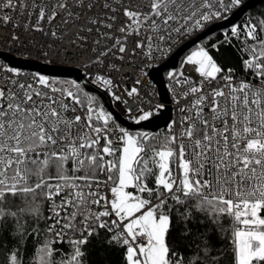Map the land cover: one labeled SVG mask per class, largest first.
<instances>
[{
  "label": "snow or ice",
  "instance_id": "1",
  "mask_svg": "<svg viewBox=\"0 0 264 264\" xmlns=\"http://www.w3.org/2000/svg\"><path fill=\"white\" fill-rule=\"evenodd\" d=\"M242 6L243 0H0V28L11 32L14 46L31 51V33L59 38L61 25L85 19L73 55L91 54L84 67L96 71L85 79L127 104L113 91L110 72L119 68L106 57L139 56L137 70L147 75L146 67L171 53L173 40ZM120 16L124 35L115 37ZM94 31L112 43L87 48L81 33ZM132 36L138 39L129 51ZM223 36L182 61L196 77L168 73L177 115L162 135L120 125L76 80L25 79L0 65V264H110L114 253L122 264H264V14ZM233 40L240 42V77L223 53L213 54ZM126 95L141 92L132 87ZM164 108L126 111L140 125Z\"/></svg>",
  "mask_w": 264,
  "mask_h": 264
},
{
  "label": "built area",
  "instance_id": "2",
  "mask_svg": "<svg viewBox=\"0 0 264 264\" xmlns=\"http://www.w3.org/2000/svg\"><path fill=\"white\" fill-rule=\"evenodd\" d=\"M247 1L248 0H243V5ZM102 2L103 0H101V3ZM237 10L238 9L230 13L229 17ZM96 11H100V9L97 8ZM124 21L125 18L123 16H120L119 19L116 20L114 27L112 29V34L115 37H123L124 34L119 31V28L121 23ZM222 21L224 20L214 21L212 24L208 26V28ZM84 23H85V19H81L76 25H73L71 23L67 25H61L59 28L56 29L59 38H54L51 36H41L40 33H31V37L33 38L32 42L29 44V47H32L31 51H29L28 48L25 47L14 46L9 39L11 32L9 30H5L4 28H0V65L11 66L19 69L22 72L23 77L25 79L30 78L33 74H42V73L26 70L25 68H23V66H21L22 64H17L16 60H31V61L45 63L54 66L71 67L78 69L82 76L80 83L89 84L94 88H96L97 90L104 93L107 100L111 103V105L118 112V114L124 120L130 123H134V122L130 119L129 114L126 111L128 107L133 108L132 116H135L138 114L136 111L138 107H142L147 110V109H155L158 104H164L160 100L157 86L150 82V78H149L150 69L159 67L162 64H164L180 46H182L184 43L195 38L196 36H198L203 32V31L194 32L191 35H187L184 36L183 38H180L178 41L173 40L172 42L173 48L171 53L167 54L162 59L158 58L157 60L152 62L150 66L146 67L147 75L137 70L141 60L139 56L135 58H130L128 52H126L123 54L124 60L116 59L111 54L109 55V57H106L105 58L106 62L110 64H115L119 68L118 71H111L110 75L114 79V84L116 85L113 91H115L117 95L122 96V99L128 101V103L125 104L120 101L114 100L112 98L111 93L106 92L103 89H99L94 83L91 82V80L85 79V77L88 74L94 73L96 71L95 66H93L92 68L84 67V65L88 62L89 56L91 54H85L83 60H78L76 59L75 55H73V53L77 51V45L81 43V41L76 39V34L79 32V25H83ZM101 31H107V30L101 29ZM81 35L88 36V41L86 44L87 48L98 47L102 49L106 44L112 43L111 40L108 41L103 40L101 37H99L98 33L95 31L91 34L81 33ZM97 39H101L100 45H96L94 43V41ZM136 39H138V37L135 36L128 38L127 47L129 51H131V49L133 48L134 41ZM73 41H75V43H73ZM33 44L35 45V47H33ZM38 50L40 52L39 55L37 54ZM43 51H49L51 54L49 56H44L42 54ZM180 70H183L186 74L196 77V73L192 70V66L185 65L182 67V62H181L180 64L178 63L176 71H180ZM243 75H244L243 73L242 74L237 73L238 77ZM48 77L50 79H59L50 76ZM163 77L169 97L168 105L170 106V110H171V115H170V120H171L176 118L177 115L176 105L173 103V97L171 92V81L166 76H164V74ZM66 80H72V79H66ZM136 80H140L141 83L136 84L135 83ZM132 87H137L141 92V96L131 97V98L127 97L126 91L130 90ZM102 190L104 192H107L109 195V191L107 188H103Z\"/></svg>",
  "mask_w": 264,
  "mask_h": 264
},
{
  "label": "water",
  "instance_id": "3",
  "mask_svg": "<svg viewBox=\"0 0 264 264\" xmlns=\"http://www.w3.org/2000/svg\"><path fill=\"white\" fill-rule=\"evenodd\" d=\"M262 0H248L241 9L235 11L227 20H224L220 23L210 26L201 34L196 36L195 38L187 41L182 46H180L172 55L171 57L161 66L152 68L149 71V78L150 82L157 86L158 94L160 100L164 103L165 108L162 110H158L156 114L149 120L144 121L140 125H136L135 123H130L124 120L118 112L113 108L111 103L107 100L104 93L97 90L93 86L89 84L86 85V90L88 92L96 93L106 110L111 112L113 116L116 118L118 123L132 131L142 130L147 131L149 133H156L160 129H166L167 124L170 120L171 110L169 103L168 93L165 87L164 77L163 74L166 72V77L168 78V73L170 71H176L179 59L190 49L195 47L199 42L206 39L208 36L214 34L215 32L222 31L224 29L230 28L231 26L235 25L241 17L251 8L258 5ZM17 64H22L23 68L29 71H36L45 75H48L53 78L59 79H72L78 82L81 81V73L78 69L71 68V67H61V66H54L45 63H39L31 60H16Z\"/></svg>",
  "mask_w": 264,
  "mask_h": 264
},
{
  "label": "trees",
  "instance_id": "4",
  "mask_svg": "<svg viewBox=\"0 0 264 264\" xmlns=\"http://www.w3.org/2000/svg\"><path fill=\"white\" fill-rule=\"evenodd\" d=\"M262 14H264V0H262L255 7L249 9L235 25L243 24L244 21H246L249 17H259ZM230 28L224 29L222 31L215 32L214 34L208 36L203 41L199 42L197 45L205 44V43H207L209 41L210 42L222 41L224 39L223 33L225 31H230ZM195 47H193L192 49L187 51L179 59V64L185 59L187 54H189ZM239 47H240V42L236 41V40H233L232 44H230V45L222 44L221 47H220V53H215L214 52L213 54L215 56H217V58L219 59V58H221V53H223L222 59L224 60V62L229 64L230 66H235V68L237 69V73L242 74L243 73L242 70H241L242 69V63H241V59H240V52L238 51ZM165 75H166V73H164V76ZM89 93L90 94H96V93H93V92H89ZM99 99H100V97H99ZM100 102L102 103L101 99H100ZM164 131H165V129H160L156 133H159V134L162 135L164 133ZM131 191H134V190L131 189ZM45 207H47V206H45ZM108 260L110 261V264H122L121 256L119 254H116V253H114L110 257H108Z\"/></svg>",
  "mask_w": 264,
  "mask_h": 264
},
{
  "label": "rangeland",
  "instance_id": "5",
  "mask_svg": "<svg viewBox=\"0 0 264 264\" xmlns=\"http://www.w3.org/2000/svg\"><path fill=\"white\" fill-rule=\"evenodd\" d=\"M194 49H195V48H194ZM194 49H193V50H194ZM193 50H192V51H193ZM187 55H188V54H187ZM58 80H66V79H58ZM130 191H131V189H130ZM109 196H110V192H109Z\"/></svg>",
  "mask_w": 264,
  "mask_h": 264
}]
</instances>
